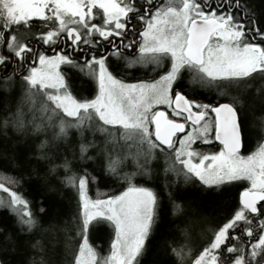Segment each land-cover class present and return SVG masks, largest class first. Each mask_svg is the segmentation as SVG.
<instances>
[{
	"label": "snow or ice",
	"instance_id": "6c2138e0",
	"mask_svg": "<svg viewBox=\"0 0 264 264\" xmlns=\"http://www.w3.org/2000/svg\"><path fill=\"white\" fill-rule=\"evenodd\" d=\"M138 66L152 67L128 82ZM77 74L86 96L74 94ZM205 90L215 99H199ZM8 141L0 161L19 168L24 144L46 168L29 178L71 190L76 211L45 220L43 204L7 186L23 177H0V210L15 217V233L0 228V264H142L165 197L184 224L183 243L165 241L172 264H264V0H0ZM103 178L124 190L92 199ZM181 185L199 197L238 189V202L222 200L212 220L184 204ZM100 222L107 255L90 242ZM195 228L207 238L192 258Z\"/></svg>",
	"mask_w": 264,
	"mask_h": 264
},
{
	"label": "trees",
	"instance_id": "16d2710c",
	"mask_svg": "<svg viewBox=\"0 0 264 264\" xmlns=\"http://www.w3.org/2000/svg\"><path fill=\"white\" fill-rule=\"evenodd\" d=\"M10 71V70H9ZM146 71L135 70L132 73V76L140 77L143 76ZM74 83V94L78 96L88 95V84L91 83L77 74ZM199 99L204 100V102H209L215 99V94H209L206 90L203 92ZM224 101V100H221ZM251 120H256L257 116L250 115ZM11 141H8L7 144L0 142V148H8L9 152L12 151ZM257 146L256 135L253 132L248 137L245 150L242 151L243 155H248L254 148ZM206 149L212 151H218V147L205 146ZM34 151V149H33ZM16 156L20 164L19 168H14L10 164H6L3 161H0V177H13L14 179L21 181V186L16 184H7V181H4L8 187L22 192L23 195L32 203L34 211H38L42 206L48 209V216L45 217V220H48L52 217L61 216L64 218H70L71 213L76 211L75 201L70 203V197L73 195L71 190L63 189L62 192H49L44 181L39 177L33 175L29 178V172L31 167L35 166L39 169L41 175L45 172L46 168L43 162H37L35 159H32L31 162L28 161L27 157L29 152L24 144H19L15 148ZM59 162V161H57ZM125 171H132V166L130 168H125ZM63 170H61L62 174ZM99 175V173H96ZM138 184H143L144 180L141 177H137L134 181ZM50 183L57 184L54 178L50 180ZM146 186L153 187L151 183ZM123 190L119 186V183L108 178H103L99 184H92L90 186L89 195L90 197H104L102 194H117L119 191ZM238 189H232L230 193H225L224 197H199L194 190H185L184 186H180L179 192L176 194L180 197H183V202L185 205L189 203L199 206L202 213L207 215L212 220H218L221 215V201L227 200L228 203H231L232 199H235L238 202ZM1 194H4L1 192ZM7 198L5 195L4 197ZM181 201L178 200L177 203ZM15 217L9 214L6 210H0V228L4 229L5 232L15 233L14 227ZM184 224L181 220L171 214V205L169 204L167 198H164V207L161 213V220L155 228L152 236L150 237V243L148 245V252L143 258L142 264H172L173 258L170 255L165 253V241L175 242L176 245L183 243V237L179 234V228H182ZM112 229L107 225L106 222H100L99 225L95 226L93 231L90 233V242L94 247H97V250L101 252L102 255H105L107 252L108 245L110 243V234ZM202 236V235H201ZM207 238L206 235L200 238V241L196 243L193 247V257L198 254L197 249L200 248L202 242ZM109 249V248H108Z\"/></svg>",
	"mask_w": 264,
	"mask_h": 264
},
{
	"label": "rangeland",
	"instance_id": "374dc122",
	"mask_svg": "<svg viewBox=\"0 0 264 264\" xmlns=\"http://www.w3.org/2000/svg\"><path fill=\"white\" fill-rule=\"evenodd\" d=\"M161 110H164L163 109V106H161V108H160ZM256 149V147L254 148V150ZM253 150V151H254ZM250 154V153H249ZM161 165L163 164V161L161 160L160 162H159ZM132 165H131V161H128L127 162V167H126V169L127 168H130ZM2 182H4V181H2ZM181 187H183V185H181ZM124 190V189H123ZM123 190H121V191H123ZM117 194H119V192L117 193ZM4 195L6 196V194L4 193V194H1V192H0V197H4ZM97 197H92V199H96ZM102 198H106V197H102ZM182 227H184V226H182ZM194 232H195V239H194V243H193V245H192V247H194L195 245H196V243L197 242H199L200 241V238L202 237L201 235H200V229L199 228H195L194 229ZM179 234H180V231H179ZM181 235V234H180ZM110 247V243H109V245H108V248ZM108 248H107V252H108ZM107 252H106V254L105 255H107Z\"/></svg>",
	"mask_w": 264,
	"mask_h": 264
},
{
	"label": "flooded vegetation",
	"instance_id": "af4514ba",
	"mask_svg": "<svg viewBox=\"0 0 264 264\" xmlns=\"http://www.w3.org/2000/svg\"><path fill=\"white\" fill-rule=\"evenodd\" d=\"M96 39H99V38L96 37ZM62 67H63V66H62ZM151 67H152V66H147V68H141V67L138 66L136 70L150 71V70H151ZM9 70H11V69H9ZM140 77H141V76H140ZM136 78H137V77L130 75V76L127 77V80H128V82H135V79H136Z\"/></svg>",
	"mask_w": 264,
	"mask_h": 264
},
{
	"label": "water",
	"instance_id": "95a60500",
	"mask_svg": "<svg viewBox=\"0 0 264 264\" xmlns=\"http://www.w3.org/2000/svg\"><path fill=\"white\" fill-rule=\"evenodd\" d=\"M221 102H226V101H221ZM161 110V109H160Z\"/></svg>",
	"mask_w": 264,
	"mask_h": 264
}]
</instances>
